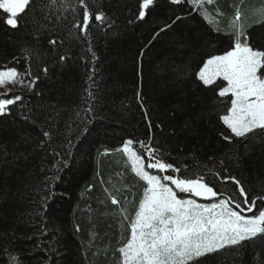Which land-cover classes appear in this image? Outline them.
<instances>
[{"label": "trees", "instance_id": "1", "mask_svg": "<svg viewBox=\"0 0 264 264\" xmlns=\"http://www.w3.org/2000/svg\"><path fill=\"white\" fill-rule=\"evenodd\" d=\"M73 1L79 14L30 0L16 28L0 10V68L31 74L12 93L24 99L0 115V264H121L143 195L119 151L130 137L153 143L181 174H205L225 199L243 197L217 172L250 200L264 197V131L226 141L228 97L198 79L234 30L264 50V0H154L143 20L142 0H83L105 17L86 33L75 26L85 7ZM205 260L264 264V234Z\"/></svg>", "mask_w": 264, "mask_h": 264}, {"label": "snow or ice", "instance_id": "2", "mask_svg": "<svg viewBox=\"0 0 264 264\" xmlns=\"http://www.w3.org/2000/svg\"><path fill=\"white\" fill-rule=\"evenodd\" d=\"M81 2L85 11L82 22L75 26L86 33L90 23H103L105 17L103 13L93 15ZM169 2L181 4V0ZM151 6L154 0H142L138 19L143 20ZM29 7L30 0H0V10L7 14L5 23L12 28L18 26V17ZM236 18L239 20V13ZM231 39V48L209 57L198 72L203 85H215L219 97H228L221 117L231 134L221 133L228 142L247 138L255 130L264 131V50H257L242 28L234 30ZM30 75L13 67L0 68V88L24 87L23 77ZM38 79L27 81L30 90ZM23 99V95H13L10 90L0 94V115L10 114L11 106ZM148 123L151 128L150 119ZM119 151L131 172L143 182L142 199L130 222L129 236L119 248L121 264H206L205 258L226 246L264 234V209L256 207V199L264 197L250 200L236 177L216 173L218 179L237 186L243 197L240 201L223 198L205 174H181V168L166 160L150 141L130 137L122 141ZM117 203L113 198L112 204ZM246 212L253 215L246 216Z\"/></svg>", "mask_w": 264, "mask_h": 264}, {"label": "rangeland", "instance_id": "3", "mask_svg": "<svg viewBox=\"0 0 264 264\" xmlns=\"http://www.w3.org/2000/svg\"><path fill=\"white\" fill-rule=\"evenodd\" d=\"M43 1H46L50 8H54L57 10L58 7L64 6L65 8H67L69 13L74 15L79 14L78 5L73 0H43ZM20 88H21L20 85H9L7 89L0 88V94L4 93L6 90H10L12 93L17 92ZM200 202H207V201H200Z\"/></svg>", "mask_w": 264, "mask_h": 264}]
</instances>
